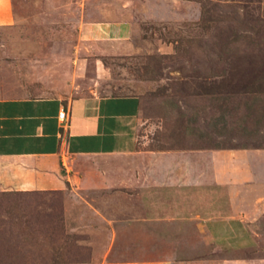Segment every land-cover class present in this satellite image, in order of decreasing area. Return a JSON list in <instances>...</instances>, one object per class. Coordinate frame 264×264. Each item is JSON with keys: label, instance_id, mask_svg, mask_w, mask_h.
Masks as SVG:
<instances>
[{"label": "rangeland", "instance_id": "rangeland-1", "mask_svg": "<svg viewBox=\"0 0 264 264\" xmlns=\"http://www.w3.org/2000/svg\"><path fill=\"white\" fill-rule=\"evenodd\" d=\"M12 5L0 97L138 95L141 109L133 152L76 157L63 189H0V264H239L229 260L253 254L200 233L227 208L211 181L198 198L172 179L195 151L212 172L211 151L264 148V0ZM107 20L129 21V36L81 35L84 21Z\"/></svg>", "mask_w": 264, "mask_h": 264}, {"label": "crops", "instance_id": "crops-1", "mask_svg": "<svg viewBox=\"0 0 264 264\" xmlns=\"http://www.w3.org/2000/svg\"><path fill=\"white\" fill-rule=\"evenodd\" d=\"M16 18L12 0H0V25H11ZM130 32L127 20L84 21L80 27L86 38H127ZM140 109L138 95L0 97V189H63L69 180L63 170L68 172L76 157L133 152ZM209 155L212 172L204 169V151H195L187 165L180 164L186 171L174 166V186L196 188L200 198L211 181L227 197V208L207 218L200 233L214 248L253 253L229 262L264 264V148L220 149Z\"/></svg>", "mask_w": 264, "mask_h": 264}, {"label": "built area", "instance_id": "built-area-1", "mask_svg": "<svg viewBox=\"0 0 264 264\" xmlns=\"http://www.w3.org/2000/svg\"><path fill=\"white\" fill-rule=\"evenodd\" d=\"M63 117H64V111L61 110V111L59 112V118H60V120H63Z\"/></svg>", "mask_w": 264, "mask_h": 264}, {"label": "trees", "instance_id": "trees-1", "mask_svg": "<svg viewBox=\"0 0 264 264\" xmlns=\"http://www.w3.org/2000/svg\"><path fill=\"white\" fill-rule=\"evenodd\" d=\"M24 192H30V191H24Z\"/></svg>", "mask_w": 264, "mask_h": 264}]
</instances>
